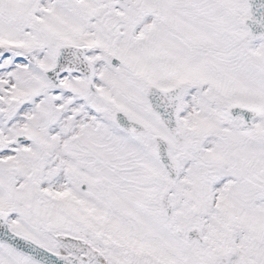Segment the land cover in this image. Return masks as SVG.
<instances>
[{
	"label": "snow or ice",
	"instance_id": "snow-or-ice-1",
	"mask_svg": "<svg viewBox=\"0 0 264 264\" xmlns=\"http://www.w3.org/2000/svg\"><path fill=\"white\" fill-rule=\"evenodd\" d=\"M0 264H264V0H0Z\"/></svg>",
	"mask_w": 264,
	"mask_h": 264
}]
</instances>
